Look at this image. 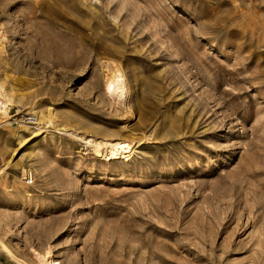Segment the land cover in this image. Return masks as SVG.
I'll return each instance as SVG.
<instances>
[{
  "label": "rangeland",
  "instance_id": "1",
  "mask_svg": "<svg viewBox=\"0 0 264 264\" xmlns=\"http://www.w3.org/2000/svg\"><path fill=\"white\" fill-rule=\"evenodd\" d=\"M76 134L144 142L104 162ZM0 242L27 264H264V0H0Z\"/></svg>",
  "mask_w": 264,
  "mask_h": 264
},
{
  "label": "bare ground",
  "instance_id": "2",
  "mask_svg": "<svg viewBox=\"0 0 264 264\" xmlns=\"http://www.w3.org/2000/svg\"><path fill=\"white\" fill-rule=\"evenodd\" d=\"M118 69V68H115ZM117 70H115L114 74ZM119 74V72H118ZM120 75V74H119ZM119 75H113L114 78L117 80H113L114 85L111 89L107 90L110 95H112L111 99L116 103H123L122 100L125 96L124 94V84L122 78ZM122 76V75H121ZM112 82V81H111ZM125 100V99H124ZM127 108V107H126ZM124 111V110H123ZM52 116V114H49ZM48 117L39 116L40 121H37V124L41 122L42 124L46 125L45 119ZM48 120V119H47ZM44 121V122H43ZM48 124V123H47ZM49 126V124H48ZM39 127V126H37ZM26 129H29V126H25ZM35 128V127H34ZM31 130V129H30ZM35 131V130H34ZM36 132V131H35ZM39 132V131H38ZM40 135L39 133H34V136ZM73 135V134H72ZM77 135V134H76ZM75 136V135H73ZM31 138H25L23 141L20 142V146L25 145L27 141ZM76 141H83L84 144L87 145L88 155L94 156L96 159H100L104 162H109L112 160H127L131 161L132 158L136 155V150L141 146L142 140H129L122 136L112 137V138H98L96 136H90L86 134H78ZM8 164V163H7ZM5 168V167H4ZM0 252L4 254L6 258L12 261L15 264H27L22 259L15 256V254L11 251V249L4 243L0 242ZM33 257V264H60L54 259H52L50 251L46 253V255H41L35 252Z\"/></svg>",
  "mask_w": 264,
  "mask_h": 264
},
{
  "label": "built area",
  "instance_id": "3",
  "mask_svg": "<svg viewBox=\"0 0 264 264\" xmlns=\"http://www.w3.org/2000/svg\"><path fill=\"white\" fill-rule=\"evenodd\" d=\"M7 115V121L9 122L8 124L13 127L22 125L34 127L37 125V116L27 112L23 108H8ZM24 182L27 184H31L33 182L32 172L30 170L25 172Z\"/></svg>",
  "mask_w": 264,
  "mask_h": 264
},
{
  "label": "crops",
  "instance_id": "4",
  "mask_svg": "<svg viewBox=\"0 0 264 264\" xmlns=\"http://www.w3.org/2000/svg\"><path fill=\"white\" fill-rule=\"evenodd\" d=\"M7 260H8V258H6V261H4V262H1V261H0V262H1V264H15V263H13V262H9V261L7 262Z\"/></svg>",
  "mask_w": 264,
  "mask_h": 264
}]
</instances>
